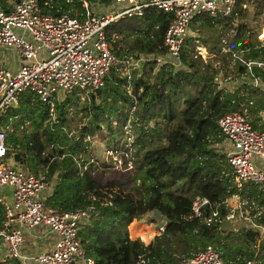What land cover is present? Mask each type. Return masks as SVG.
<instances>
[{
    "label": "trees",
    "instance_id": "trees-1",
    "mask_svg": "<svg viewBox=\"0 0 264 264\" xmlns=\"http://www.w3.org/2000/svg\"><path fill=\"white\" fill-rule=\"evenodd\" d=\"M37 1L43 11L53 14L70 10L82 17L85 10L82 0ZM0 2L5 5L7 0ZM251 2L256 9L249 21L264 7V0H237L239 17L247 16L253 8ZM170 18L169 12L147 6L141 15L121 16L107 25L106 36H118L113 40L118 56L165 54L163 36ZM219 22L207 13L193 17L190 28H199L201 34L185 35L181 65L141 61L140 69H131L130 90L126 76L112 68L88 102L80 104L76 90L56 99L54 118L49 104L31 92L21 93L18 103L1 114L0 125L9 123L8 156L19 167L44 173L50 180L44 193L47 204L66 210L91 201L96 204L97 213L84 220L78 231L85 256L95 264H135L143 252L156 264H180L182 254L207 243L218 248L226 262L236 255L254 256L251 243L260 233L258 228L224 230L191 216L196 194L219 203L222 221L227 209L221 202L236 191L249 203L264 207V188L247 182L237 190L231 177L222 174V169L228 168L224 155L211 144L221 140L218 116L236 108L230 103L233 93L218 89L213 81L215 64L224 66L231 59L229 52H223L226 44L221 40ZM248 25L238 23L237 33L227 45L242 49L245 57L264 59V43L257 38V29ZM201 44L213 55L204 59L198 54L196 45ZM127 123L131 125L133 168L138 175L134 179H140L131 186L121 176L124 171L110 168V162L95 156L88 139L102 133L107 148L124 146ZM107 169L112 173L105 179L102 174ZM152 209L164 215V231L147 244L139 237L130 238L132 220ZM3 218L0 204V222ZM256 219L264 222V213ZM258 253L264 259V234Z\"/></svg>",
    "mask_w": 264,
    "mask_h": 264
},
{
    "label": "built area",
    "instance_id": "built-area-1",
    "mask_svg": "<svg viewBox=\"0 0 264 264\" xmlns=\"http://www.w3.org/2000/svg\"><path fill=\"white\" fill-rule=\"evenodd\" d=\"M236 2L110 0L98 3L82 0L85 8L82 17L70 10L56 14L45 12L37 0H7L5 5L0 2V51L10 52L11 57L17 60L15 67L0 64V116L18 103L23 92L37 95L44 104H49L53 113L55 100L67 92L76 90L80 96L95 94L104 85L112 68L126 76V88L130 90L131 69H140L141 61L156 60V65L169 62L178 67L185 35H191L193 17L201 13L218 17L222 24L230 26L229 33L235 35L239 18ZM147 6H156L171 14L163 36L165 54L135 52L118 56L113 44L118 36L108 38L107 25L121 16L141 15ZM228 41L227 36H222V42L226 44L223 52H229L231 59L224 66L217 62L213 76L218 89L233 93L230 103L236 105L235 109L226 110L217 118L221 136L217 142L224 144L222 154L228 165L227 169H222V174L231 177L237 190L247 182L264 188V112L260 127L252 125L248 119L249 107L254 103L249 90L256 89L264 97V59L245 57L242 49H231ZM200 47L196 45V52L206 59L209 54L202 52ZM231 71L237 73L234 79L230 77ZM235 84L241 87L237 92ZM8 128L9 123L0 125V204L4 215L0 222V263L17 259L21 264H95L93 258L85 256L78 231L84 220L97 213L96 204L91 201L74 210L47 204L44 193L50 180L45 174H35L9 161ZM124 133L127 134L124 146L107 148L111 159L107 164L112 169L127 171L134 166L129 123L124 126ZM92 138L88 136L90 141ZM231 196L237 199L233 205L228 203ZM221 203L227 209L224 220L244 218L251 221L249 227L264 229V224L251 220V217H261L264 213L262 208L249 203L238 191ZM218 205L206 196L196 194L191 203V216L206 225L215 223L220 227L222 218ZM244 206L253 207L255 211L252 215L246 214ZM165 225L166 221H161L157 231L163 232ZM34 229L47 235L51 243L45 249L28 253L24 250L25 232ZM135 264L156 263L148 252H143ZM180 264H264V259L255 254L247 258L237 256L226 262L220 250L207 243L184 255Z\"/></svg>",
    "mask_w": 264,
    "mask_h": 264
},
{
    "label": "rangeland",
    "instance_id": "rangeland-1",
    "mask_svg": "<svg viewBox=\"0 0 264 264\" xmlns=\"http://www.w3.org/2000/svg\"><path fill=\"white\" fill-rule=\"evenodd\" d=\"M251 6H253V8L249 11L247 16L238 18V23L240 24V22H243V23L247 22L249 25L251 24L254 27V29H257L256 30L257 33H259V34H257V38L259 39V41L262 40V42H264V7H263V9H261L255 15L254 19L249 21V18H251L254 15L253 12L256 9L255 8L256 5L253 2H251ZM249 22H251V23H249ZM217 27H218V29L221 30L220 36L222 34H224L226 30H227L226 35H228V36L231 35V32L229 33V30H230V26L229 25L226 26V29H223V30L219 27V24L217 25ZM198 33L201 34V32H199V28H197V29H191L190 28V34L191 35L198 36ZM200 50L202 52H205L203 47H201ZM229 74H230L231 79H234L237 76V73L235 71H231ZM89 97H90V94H89V96H82L81 95L80 98H79L80 104L82 102H85V101L88 102V98ZM254 110H257V107L254 108ZM211 144L216 147V149L219 152V154L223 152L224 144H222L221 141H220V143L219 142H217V143L216 142L215 143L212 142ZM91 146H92V149H93V152H94L95 156L100 161L104 160V161H102L104 163L106 161L107 162H111L110 156L108 155V149H107V146L105 145V141H104L102 133H98V134H96L94 136V138L91 140ZM252 159L255 161V157L254 156H252ZM111 173H112V170H108L107 169V171L104 172L102 174V176L106 179ZM135 174H136L135 168H132L131 170H128V171L121 172V176L126 181L128 186H131L132 183H138V181L140 180L139 177H137L136 180L134 179L135 178ZM136 176H138V175L136 174ZM236 201H237V199L235 197L231 196L229 198L228 203L233 205L234 203H236ZM257 203H259V202H257ZM262 209L264 210V207H262ZM243 211L246 214L252 215L253 212L255 211V208H253V207L250 208L248 206H244L243 207ZM163 220H165V217L158 210H156V209L148 210L147 212L141 214L140 217L135 218L134 220H132V222L129 224L128 227L131 229L129 231V237L130 238H131V236L133 238L134 237H139L145 243H148L149 241L154 240L156 235L160 234V232L157 231V226ZM251 220L257 222V224H259V225H260V223L264 224V222H260L259 219L257 220L254 217H251ZM250 224H251V221H249L247 219H244V218H240L238 220H232V221L225 220V221H222L221 224H220V228H223L224 230H226L227 228H235V229L236 228H242L243 226L245 228H248L250 226ZM255 228H257V227H255ZM259 231H260V233L258 234V236L256 238V241L254 243H251V246H253V248L255 250V254H259L258 253V246H259L261 235L264 234V229L260 228ZM144 235H145V237H143ZM25 239H26V242H27L28 245L32 244L33 242L36 243V244H39V245L41 244L40 243L41 241H39L38 239H35V240L31 241L29 239L28 235H25ZM43 242H45V240H43ZM183 255H185V254H182L181 257Z\"/></svg>",
    "mask_w": 264,
    "mask_h": 264
},
{
    "label": "crops",
    "instance_id": "crops-1",
    "mask_svg": "<svg viewBox=\"0 0 264 264\" xmlns=\"http://www.w3.org/2000/svg\"><path fill=\"white\" fill-rule=\"evenodd\" d=\"M219 24V27L223 30V29H226V25L225 24H222L221 22L218 23ZM228 28V27H227ZM226 32L227 30L225 31L224 34L221 35V40H222V36H227L228 39H230L232 36L234 35H226ZM229 34V33H228ZM262 42V41H261ZM264 43V42H262ZM201 47H203L205 49V51L209 54V56H212L213 53L211 52H208L206 47L203 46L202 44L199 45ZM200 47V48H201ZM208 56V57H209ZM0 64L2 65H8V66H13L15 67L17 65V60L14 59L13 57H11V53L8 52V51H0ZM233 88V87H232ZM240 86H238V84H235V92L239 91L240 90ZM250 92V95L253 97L254 99V103L249 107V112H248V119L249 121L251 122H254L256 125L254 126H257V127H260L261 126V123H262V116H263V112H264V97L262 96V94L256 90V89H250L249 90ZM256 94V95H255ZM257 107V110H254V108ZM255 115V116H254ZM257 117V118H256ZM9 158V161L10 162H14L12 156H8ZM48 189V188H47ZM46 189V191H47ZM242 197V196H241ZM2 206V205H1ZM3 208V207H2ZM263 210V209H262ZM264 211V210H263ZM134 220V219H133ZM165 221V220H163ZM131 229L128 227V232L130 231ZM25 235H28L29 239L31 241L35 240V239H38L39 241H41L40 245L39 244H36V243H32L30 245L27 244L26 242V239H25V244H24V250L28 253H35L37 251H40L42 249H45L47 247V245H49L51 243V239L47 236V235H42L41 232H39L37 229H34V230H29L25 232ZM46 238V239H45ZM131 238H133L131 236ZM135 238V237H134ZM43 240H45V242H43ZM237 256L240 257V255H236L233 259H230V260H234ZM229 260V261H230ZM21 264L19 262V260L17 259H11V260H8L6 262H1V264Z\"/></svg>",
    "mask_w": 264,
    "mask_h": 264
}]
</instances>
